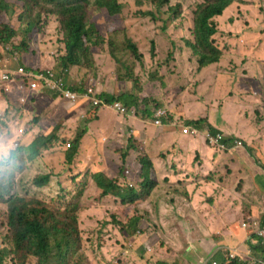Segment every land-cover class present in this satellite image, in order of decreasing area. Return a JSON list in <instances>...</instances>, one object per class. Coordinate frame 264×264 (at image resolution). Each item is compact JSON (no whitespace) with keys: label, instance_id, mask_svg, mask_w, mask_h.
<instances>
[{"label":"trees","instance_id":"1","mask_svg":"<svg viewBox=\"0 0 264 264\" xmlns=\"http://www.w3.org/2000/svg\"><path fill=\"white\" fill-rule=\"evenodd\" d=\"M15 1L16 3L13 4L6 0H0V19L6 14L10 16L16 14L18 24L16 29L9 23L0 21V54L17 56L15 71L18 68L24 69L25 74L26 72L41 71L38 67H43V64H40L36 59L41 53L36 55L38 45L35 38L45 33L47 22L51 20L58 30L57 45H59L60 51L57 60L47 63V68L54 69L56 73L69 69L90 70L91 54L94 49L99 47L107 50L109 59L116 69H126L128 74L119 76L120 80L133 81L136 77L131 68H126L127 58L131 63H133L132 60L137 63L143 60V54L125 32L127 24L133 25L129 20L132 17L140 20L139 23L142 20L149 23V30L154 32V35L163 32L169 33L167 35L172 38L171 48L168 58L164 62L170 65L171 73L169 75L174 80L175 86L180 79L178 75L180 76L181 73L180 68L179 70L176 68L181 63L176 57L175 50L180 51V56L184 52L190 54L188 62L194 60L197 80L209 68L222 64L223 61H226L227 55L225 50L216 45L215 41V36L221 33L220 28L224 26L220 19L228 15L227 11L231 13L233 8L245 3L243 0H197L182 13V3L169 7V0ZM253 3L254 1H250L246 4L252 6ZM124 15L127 18L126 21L128 20L123 24L124 28L116 29L111 23H106L105 35L98 31L97 25L100 19L120 18L122 21ZM241 15L243 16V14ZM177 18L179 21L174 23ZM151 45V56H153L156 54L154 39ZM28 52L30 55L34 54L35 58L33 56L34 59L28 61L21 58ZM8 83L15 87L17 99L5 93L4 86L0 87V95L5 102V110L0 114L1 138L4 133H8L10 127L16 129L17 123H14L13 119L20 118L24 109L23 103L25 104L19 98L20 93L26 94L29 90L26 76L14 74L10 76ZM159 84L163 86L162 79L159 80ZM179 97L177 95V98ZM98 98L108 106L118 103L128 113L144 106L142 113L150 118V121L147 120L149 122L152 118L154 120L153 115L161 109V104L153 100L156 102L153 104L155 110L149 114L146 111V102L139 104L140 98L123 93L100 94ZM101 108L90 109V118ZM164 120L172 123L174 116L173 118L167 116ZM180 120L179 124L181 123L186 128L206 123V120L185 121L184 118H180ZM35 121L37 120H34V124H37ZM28 131L30 136H33L34 131H30V129ZM210 132L217 134L214 129H210ZM86 133V130L83 129L72 140L61 139L60 129L56 127L46 135L40 133L39 136L30 139L31 141L26 146H15L8 151L6 157L0 160V207L3 210L0 220V264H31V261L33 264H49L51 262L53 264H90L85 258L86 254H83L82 251L83 236L80 219L82 210L85 211V209L81 210L79 207L87 177L82 178L78 189L69 199L64 197L62 190L57 197L49 201L26 198L18 194L15 188L20 186V175L28 170L27 165L44 157L59 143L65 149L63 157L65 165L73 167L75 160L82 154V147L89 148L90 146L86 144ZM224 144L230 149L234 140L226 139ZM101 147H104L103 144ZM160 154L164 156L163 152ZM118 155L121 161L120 174L125 172L121 177L110 179L103 173L97 172L90 175L89 179L94 183L96 189L95 201L102 205H116L130 212L124 218L116 213L108 212L110 219L104 223V226L119 229L127 241L131 240L130 243L133 244L139 240V234H142L143 231L145 233L147 229H157L156 222L148 216V211L143 206L151 204L154 209L152 212H156L162 199L165 196H171L173 190L178 188L172 186L171 183L163 186L159 173L147 154V147L140 141L129 139L126 145L118 150ZM131 157L136 158V163L133 164L137 169V185L124 182L129 174L127 162ZM50 178L51 174L39 175L31 180L29 185L42 188L47 185ZM66 188L61 187V189ZM177 192L175 191V193ZM144 225H146L145 228ZM85 239L91 242L90 237L85 236ZM126 246H129V243ZM261 247L262 245L257 240L256 248L259 252H261ZM98 248H100V244H98ZM212 262L244 264L238 259H229L228 255L223 253H217L212 258Z\"/></svg>","mask_w":264,"mask_h":264},{"label":"rangeland","instance_id":"2","mask_svg":"<svg viewBox=\"0 0 264 264\" xmlns=\"http://www.w3.org/2000/svg\"><path fill=\"white\" fill-rule=\"evenodd\" d=\"M6 1L13 4L16 3L15 0ZM195 1L197 0H169V7L176 6L181 2L182 13H184ZM250 1H254L252 6L246 4ZM243 3V5L233 8L231 13L227 11L228 15L220 19V22L224 26L220 28L221 33L215 36L216 45L225 50L224 52L227 55L226 61L213 66L211 69L209 68L207 72L200 75L198 80L195 73L196 64L193 63L194 60L188 62L190 54L184 52L180 56V51L176 49V57L181 63L176 68L178 70L180 68L181 73L180 76L178 75L180 79L177 82V86H175L173 84L174 80L169 75L171 73L170 65L164 62L168 58V52L171 48L172 38L167 35L169 33L163 32L154 35V32L149 30V23L144 22V20L139 23L140 20L138 21L132 17L129 20L133 25L127 24L125 32L131 37V41L136 43L143 54L141 62L136 63V61L132 60L133 63H131L127 58L126 68L133 70V74L136 77L135 80H120L119 76L128 74L126 69H116L109 59L107 50L98 46L91 54V69H73L75 71L69 69L66 79H69L71 85L79 86L80 88H86L89 85L99 95H113L117 93L133 95L136 98H140L139 104L146 102V111L149 114L155 110L153 104L159 101L161 110H164L168 117H175V122L172 123L163 120L161 122L162 126L168 124L174 129H179L178 127H180L183 133L188 132L184 130L185 126L181 123V125L179 124L181 121L179 118H182L178 117L179 115H184L188 121L207 119L216 129L233 132L237 130L243 135L253 134L254 138L256 134L264 137V0H243ZM239 10L243 11L240 12ZM126 19L125 15L122 21L120 18H102L97 25L98 31L102 35H105L106 23H111L116 29L124 28L123 24L128 21ZM231 19H233L232 22ZM0 21L9 23L15 29L18 27L16 14L13 16L8 14L3 15ZM178 21L179 18L175 19L174 23ZM168 25L171 24L168 23ZM57 38H59L58 30L51 20L47 22L45 33L35 38L38 45L36 47V55L41 53L36 58L40 64H43V67H38L41 71L50 70L47 68V63L56 61L58 58L60 50L59 45H57ZM153 39L156 42V54L151 56V42ZM33 56L34 54L30 55L28 52L26 55L21 56V58H25L28 61L34 59L35 56L34 58ZM16 64L15 61L12 62L13 67ZM51 70L54 72V69ZM161 79L163 80V86L159 84V80ZM192 79L195 80L192 81ZM47 95L51 99L58 101L60 106H54L52 111L44 112L43 110L37 111L36 108L30 106L33 100L29 102L27 94L20 93L19 98L23 102L26 101V103L25 105L23 103L24 109L20 118L13 119V122L17 123L16 129L10 127L8 133H4L2 138L0 137V160L6 157L8 151L15 146H26L31 141L30 139L39 136L40 133L46 135L56 127L60 129L61 139L67 140L75 138V135L81 132V130L88 129L89 122L86 118L77 122L75 119L68 120L69 116L67 115L61 117L62 107L65 106L66 102L58 99L53 94L47 93ZM177 95L180 97L177 98ZM4 110L3 103L0 102V114ZM143 110L144 106H140V109L134 112L131 111L128 114L134 113L133 115H137L140 119L150 121V118L142 113ZM63 111L68 112L64 109ZM174 112H177L178 115L175 116ZM42 113L47 119L40 122L38 117ZM86 114L90 118L89 113L86 112ZM104 117H108L110 120L113 119L110 114H106ZM34 120H37L35 121L37 124H34ZM54 121L63 122L55 124ZM64 121H67V123ZM151 122H153V118ZM197 127L198 129L202 128V130L208 131V127L205 124ZM29 129L30 131H34L33 136H30ZM98 130L99 124H93L90 133L94 138L100 137L97 134ZM129 136L130 130L125 126L119 134H115L113 137V139L118 140V142H115L116 145L111 147L106 146L103 153H100L99 150V147L103 143L91 144L86 150H84L83 146L82 154L75 160L73 167L65 165L63 160L65 149L59 143L49 153H46L44 157L29 163L27 165L28 170L20 175V186L15 187L18 194L26 198L49 201L57 197L60 194V190H62L64 197L69 199L78 189L82 178L87 177L86 186L79 201V207L81 210L85 209L81 213L80 229L83 236L82 251L83 254H86L85 258L90 264H156L159 259L164 261L170 260L175 249H172L171 255L165 249L157 252V247H154V244L147 243V241L153 236L152 234L155 231L159 230V237L166 249H169V246L180 244L181 236L184 235L183 228H179V233L175 232L174 225L172 224L175 214L171 213L170 209L171 211L175 209L179 210L180 205L177 201H185L187 196L186 189L189 188V192H191L194 186L198 188L202 184L199 180L196 184L188 185L186 180H193L194 178L186 175L182 171L183 165L179 163L176 174L178 177L182 174L185 178L179 177L177 179L162 181L163 186H166L170 182L172 186L178 188L174 189L171 195L174 205H171L172 201H170L169 197L165 196L162 199V204L160 203L159 207H163V211H161L162 214L160 215L163 216L165 214V216L162 217L160 223H158L159 220L155 218V214L152 212L154 210L153 206L151 204L143 206L147 209L148 216L156 220L159 227L157 230L153 228L147 229L146 234L144 231L142 234H139L140 242L132 244L130 243L131 240L127 241L119 229L104 226V223L110 219L107 214L108 212L116 213L122 218L126 217L130 212L116 205H102L95 201L96 189L89 177L101 170H107L106 172L117 175L116 177H121L125 173L120 174L121 161L118 150L120 149V143L126 144ZM226 139L236 140L234 137H226L224 140ZM253 141L255 142L254 145L258 148V152L256 153L264 152V149H262L264 140L262 143L256 139H253ZM258 143H261V147H258ZM147 154L153 155L156 153L153 149L147 147ZM88 156L89 160L86 162L85 160ZM101 157L105 159L103 160L104 163H99ZM135 159V157L128 159L129 174L124 180L125 183L131 185H137L138 182L137 169L133 164L136 163ZM225 159L222 158L221 163H224ZM158 169L161 172L162 180L169 178V172L173 173L172 167H168V171L162 167H158ZM48 174H51V178L47 185L42 188H35L29 185V182L36 176ZM211 178L214 179L215 176H211ZM219 179L220 176L214 180ZM71 180L74 181L72 182ZM61 187L67 188L61 189ZM215 190L216 188L208 199L212 201L211 207L208 204H204L202 208L200 207L201 209H196L198 217L197 225L195 221L189 224H195L196 227L200 226L202 219L205 217L214 222L213 228L223 223H232L230 221L231 217H229L230 214H225L224 205L219 207L213 201ZM175 191L178 192L175 193ZM190 196L192 195L190 194ZM108 201L110 200L108 199ZM182 211H186V209H182ZM2 214L3 210L0 207V220ZM145 227L146 225H144ZM97 234L100 235L96 237L95 235ZM85 236L90 237L91 242L85 239ZM127 243H129V246H126ZM98 244H100V248H98ZM155 245H158V243L155 242ZM230 253L232 251L227 253V255ZM31 264H33V261H31Z\"/></svg>","mask_w":264,"mask_h":264},{"label":"crops","instance_id":"3","mask_svg":"<svg viewBox=\"0 0 264 264\" xmlns=\"http://www.w3.org/2000/svg\"><path fill=\"white\" fill-rule=\"evenodd\" d=\"M12 69H14L13 66ZM3 86L7 88L5 84L0 82V87ZM7 93L12 98L17 99L16 90L13 85H8ZM47 93L52 94L47 91L31 92L28 90L26 92L27 99L29 102L33 100L30 106L36 108L37 111L43 110L44 112L52 111L54 106H60L58 101L51 99ZM32 95L33 97H31ZM0 98V102L3 103V107L5 108V102L1 95ZM62 108L68 112L62 109L61 117L67 115L69 116L68 120L75 119L77 122L85 118L87 119L89 127L88 129H84L87 132V145L103 143L104 147L114 146L116 145L115 142H118L117 139H113L114 135L119 134L121 129L127 126L130 130L128 140L133 138L135 141L143 143L145 147L155 151L156 154L149 155V158L154 164L156 171L158 170L161 183L168 179L185 178L182 174L179 177L176 174L179 163L183 165L182 171L194 178L193 180H186L188 185L196 184L199 180L202 183L198 188L194 186L191 192H189V188L186 189L187 200L177 201L180 205L179 210L175 209L171 211L170 209V212L175 214L172 220L175 232L179 233V228H183L184 235L181 236L180 244L168 245L169 249H166L159 237L160 233L157 230L159 226L156 220H154L157 225V231L152 232L153 234L151 233L153 236L148 239L147 243L154 244V247H157V252L165 249L170 255L172 249H175L170 260L164 261L159 259L156 264H210V261L212 262V258L217 253L226 255L230 251L236 250L242 253L244 257L248 256L246 258L259 256L256 248L257 239L252 236V228L249 224L248 228L245 229L243 228V224L251 222L259 224L260 227L264 226V152L256 153L258 152V148L254 145L255 142L253 141V139H256L262 143L264 140L263 136L256 134L254 138L253 134L243 135L237 130L233 132L216 129L207 119L205 125L208 127V131L202 130V128L198 129V127H189L191 131L199 133L193 136L186 130L187 128L184 130L188 133H183L180 127H178L179 129H174L168 124L156 127L153 122L140 119L137 115H133L134 113L120 115L111 109L101 108L94 116L89 118L86 112L89 113L91 108L82 103L75 104L74 106L65 103V106ZM174 113L175 116L178 115L177 112ZM106 114L112 115L113 119L110 120L108 117H104ZM89 115L91 116V114ZM178 117H182L185 121H188L184 115H179ZM38 119H40V122H43L47 118L42 113ZM59 122L63 121H54L55 124ZM64 122L67 123V121ZM93 124H99L97 134L100 137L98 138H94L90 133ZM210 129H214L224 138H236L234 143L238 141L243 142L244 147L241 149L234 148L235 144H233L230 149L222 151L218 147L209 146L204 139V134L206 132L211 133ZM105 142L107 143L105 144ZM261 143H258V147H261ZM125 145L124 143H120V149ZM100 147V153H103L104 147ZM262 149H264V146ZM84 150H86L85 147ZM160 152H163L164 156ZM222 158H226L224 163H221ZM88 160L89 156L85 161L87 162ZM103 160L105 159L101 157L99 163H102ZM158 167L165 168L167 171L168 167H172L173 173L169 172V178L162 180ZM106 171L101 170L100 172L110 179L117 178V175H112ZM211 176H215L214 179L220 176V179L214 180ZM215 188L213 201L219 207L224 205L225 214H230L229 217H231L230 221L232 223H223L213 228L214 222L205 217L202 219L200 226L196 227L198 221L196 209L202 208L204 204H208L211 207L212 201L208 199L209 196H212V191ZM167 197L170 198V201H172L171 205L173 206L174 200L172 196ZM182 209H186V211H182ZM161 211H163V207H158L157 211L154 212L155 218L159 220L158 223L165 216V214L163 216L160 215L162 214ZM193 221H195L196 225L189 224ZM137 242H140V237L139 240H136ZM155 242L158 245H155ZM130 248L132 249V247Z\"/></svg>","mask_w":264,"mask_h":264},{"label":"built area","instance_id":"4","mask_svg":"<svg viewBox=\"0 0 264 264\" xmlns=\"http://www.w3.org/2000/svg\"><path fill=\"white\" fill-rule=\"evenodd\" d=\"M15 61V57L7 55V54H0V82L5 84L7 88H4V92H8V85H10L9 78L10 76L22 75L26 76L29 84V90L31 92L37 91H47L52 94L57 95L61 98L62 101L74 106L75 104L82 103L87 105L91 108H108L120 115H127V110L120 106L118 103H114L110 106L104 104L98 97L99 94L91 87L87 86L86 88H80L79 86L71 85L69 79H66L67 71L61 70L57 73H54L52 70H46L43 72L31 73L26 72L22 68H18L16 71L12 69V62ZM25 74V75H24ZM58 74V76H56ZM167 113L164 110H158L154 115L153 124L156 127H161V122L166 119ZM191 135L196 136L199 133L197 131H191V129H186ZM204 139L208 145L213 147H218L222 151H226L227 147L224 144V137L217 133L211 134L206 132L204 134ZM234 148H243L242 142H235ZM252 224V236L255 237L262 245L261 252H259L258 257L254 258H246L242 253L239 251H233L228 255L229 259L232 260H240L244 264H264V226L260 227L259 224L250 223ZM243 228H248V224L244 223ZM207 264V263H206ZM217 264V263H211Z\"/></svg>","mask_w":264,"mask_h":264},{"label":"clouds","instance_id":"5","mask_svg":"<svg viewBox=\"0 0 264 264\" xmlns=\"http://www.w3.org/2000/svg\"><path fill=\"white\" fill-rule=\"evenodd\" d=\"M50 70H51V69H50ZM45 71H46V70H45ZM64 71H65V70H64ZM66 71H67V73H68V70H66ZM40 72H43V71H40ZM54 73H56V72L54 71ZM59 99H61V98H59ZM127 114H128V113H127ZM187 129H190V128H187ZM224 139H225V138H224ZM227 149H228V148H227ZM250 223H251V222H250ZM250 223H247L248 226H249ZM250 226H251V228H252V224H250ZM211 263H213V262L210 261V264H211ZM214 263H215V262H214Z\"/></svg>","mask_w":264,"mask_h":264}]
</instances>
